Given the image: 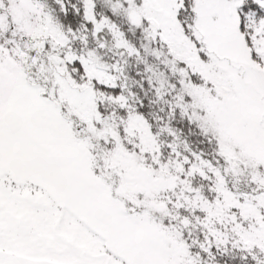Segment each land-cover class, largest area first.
I'll return each instance as SVG.
<instances>
[{"label":"snow or ice","instance_id":"snow-or-ice-1","mask_svg":"<svg viewBox=\"0 0 264 264\" xmlns=\"http://www.w3.org/2000/svg\"><path fill=\"white\" fill-rule=\"evenodd\" d=\"M0 264H264V0H0Z\"/></svg>","mask_w":264,"mask_h":264}]
</instances>
